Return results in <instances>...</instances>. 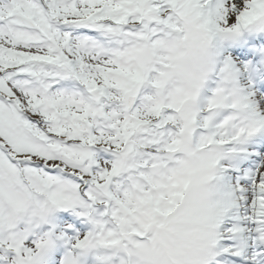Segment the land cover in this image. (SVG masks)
Returning a JSON list of instances; mask_svg holds the SVG:
<instances>
[{
    "label": "snow or ice",
    "instance_id": "6c2138e0",
    "mask_svg": "<svg viewBox=\"0 0 264 264\" xmlns=\"http://www.w3.org/2000/svg\"><path fill=\"white\" fill-rule=\"evenodd\" d=\"M0 264H264V0H0Z\"/></svg>",
    "mask_w": 264,
    "mask_h": 264
}]
</instances>
